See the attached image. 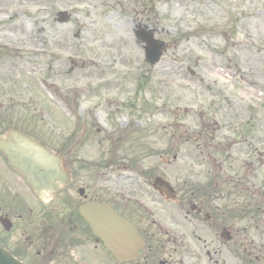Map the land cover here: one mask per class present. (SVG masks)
<instances>
[{"label": "rangeland", "instance_id": "rangeland-1", "mask_svg": "<svg viewBox=\"0 0 264 264\" xmlns=\"http://www.w3.org/2000/svg\"><path fill=\"white\" fill-rule=\"evenodd\" d=\"M131 1L0 0V42L23 50L20 59L11 54L21 71L8 88L21 89L65 154L70 132L83 131L71 152L77 166L106 174V188L118 190L116 197L106 190L110 197L127 199L125 189L139 186L150 194L144 179L160 173L177 186L210 187L218 141L233 147L225 166L231 176L245 172L246 188L263 180L264 0H153L150 27L168 46L154 68L132 34ZM60 11L68 22H55ZM202 122L221 124L217 142L198 135ZM243 195L228 197L234 216L241 217ZM235 227L245 229V219ZM250 236L264 244V234ZM223 257L245 264L234 245ZM185 261L212 264L204 254Z\"/></svg>", "mask_w": 264, "mask_h": 264}, {"label": "flooded vegetation", "instance_id": "flooded-vegetation-1", "mask_svg": "<svg viewBox=\"0 0 264 264\" xmlns=\"http://www.w3.org/2000/svg\"><path fill=\"white\" fill-rule=\"evenodd\" d=\"M152 2L134 1V24L141 22L150 25ZM20 47V43L0 42V139L10 132L19 133L60 153L69 170V183L54 195H38L0 152V247L23 264H118L103 243L91 234L79 214V207L84 203L108 202L137 227L146 242L138 260L130 264H184V257L199 256L203 250L212 264H226L222 256L224 251L229 252V247L221 239L217 240L218 234L220 238V233L227 231L231 241L233 233L235 237L240 235V231L234 230L232 219L226 217L230 212L222 208L228 209L229 203L224 206L222 201L217 200V193L211 196L204 190H186L180 186H175L176 202L166 201L159 196L154 201L155 193L150 191L149 194L142 186L129 187L131 197L128 200L110 197L106 193V174H90L82 166H77L78 160L71 152L81 144L83 131H72L70 137L64 139L65 154L60 149L57 137L51 131H43L41 121L35 116L36 107L26 105L25 99L22 100L25 95L21 89L8 88L11 84L17 86L19 83L12 72L20 75ZM12 53L19 59L11 56ZM210 128L209 124L204 123L199 136L204 134L216 141L214 131L219 126L211 128L212 131ZM102 139L105 140V136ZM215 144V150H224L222 141ZM214 173L215 189L219 187L216 182L218 177L228 176L231 178H226V182H234L247 192L245 181L249 180L245 178V172L242 180H234L229 170L224 168V163L220 162ZM111 189L114 191L112 187L107 190ZM202 239L204 246L199 247L198 243ZM250 245L253 243L248 242L242 250L248 258L247 262L250 263V257L253 256L255 262L264 263L260 253V256L253 255L254 249ZM237 246L242 247V244L238 243Z\"/></svg>", "mask_w": 264, "mask_h": 264}, {"label": "water", "instance_id": "water-1", "mask_svg": "<svg viewBox=\"0 0 264 264\" xmlns=\"http://www.w3.org/2000/svg\"><path fill=\"white\" fill-rule=\"evenodd\" d=\"M137 37L147 43L146 62L151 65L156 64L165 50L164 44L155 41L152 32L137 34ZM0 151L38 194L45 191L55 193L68 182L62 159L43 145L26 137L8 135L7 139L0 143ZM153 188L167 197L168 194H173L169 185L162 179L157 178ZM80 213L89 224L92 233L104 242L106 249L117 261H131L136 257L137 251L143 247V241L135 227L117 215L109 205L87 204L80 208ZM0 264L21 263L0 249Z\"/></svg>", "mask_w": 264, "mask_h": 264}, {"label": "bare ground", "instance_id": "bare-ground-1", "mask_svg": "<svg viewBox=\"0 0 264 264\" xmlns=\"http://www.w3.org/2000/svg\"><path fill=\"white\" fill-rule=\"evenodd\" d=\"M48 88L50 89V90H55L54 88H53V86L52 85H48ZM57 91V90H56ZM76 91V93H80V91H78V90H75Z\"/></svg>", "mask_w": 264, "mask_h": 264}]
</instances>
